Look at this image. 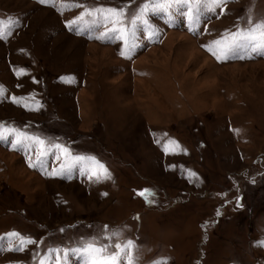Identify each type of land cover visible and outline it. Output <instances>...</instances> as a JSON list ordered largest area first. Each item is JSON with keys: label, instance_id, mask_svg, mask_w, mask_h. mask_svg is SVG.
<instances>
[{"label": "rangeland", "instance_id": "1", "mask_svg": "<svg viewBox=\"0 0 264 264\" xmlns=\"http://www.w3.org/2000/svg\"><path fill=\"white\" fill-rule=\"evenodd\" d=\"M144 3L0 0V264H86L113 232L139 264H264V41L202 47L222 55L264 0L149 11L131 52L81 18Z\"/></svg>", "mask_w": 264, "mask_h": 264}, {"label": "snow or ice", "instance_id": "2", "mask_svg": "<svg viewBox=\"0 0 264 264\" xmlns=\"http://www.w3.org/2000/svg\"><path fill=\"white\" fill-rule=\"evenodd\" d=\"M40 3H51L55 4L56 0H39ZM225 0H145V3L141 5L134 12H127L125 8H90L86 9L85 12L81 13V18L84 16L93 17V22L104 25L111 23L113 27L102 34V37L108 38H119L123 40L125 46L131 52L134 45L129 44V38L132 36V33L128 31V23H136L137 21L146 23L144 21V15L149 11H167L170 7L182 4L188 8L187 16L195 18L201 10V8H208L209 10L214 9L220 4L224 3ZM79 6V5H76ZM68 6L65 5V10ZM248 27L237 29L235 32L230 33L227 43L224 40H216L212 42V45H221L224 44V47L221 49L222 55H217L213 48L209 45H203L209 52H211L216 59L219 61L222 58H230V55L237 49L246 46V42H251L255 40L264 41V19H259L257 21H252L249 17L246 21ZM121 55H125L124 52H121ZM15 99V98H13ZM3 126H0V139H6L3 135ZM15 132V140L10 141L13 144V147L23 148L25 141H30L36 145H39L41 149L45 147V141L39 137H30L23 132L13 129ZM54 147L60 149L61 145H54ZM63 151L67 154L68 150L63 148ZM44 152L41 151L38 154V159L43 156ZM76 160H85L89 159L94 161L100 169L103 170V174L93 171L89 175V179L95 177L97 180L110 178L107 174V169L103 165L99 164L98 161H95L94 157H75ZM62 168L64 165L61 166ZM57 175L58 173H52ZM106 195V194H105ZM219 214V213H218ZM107 227V226H105ZM18 235V234H13ZM119 232H113L111 236L105 237L104 242H98L97 238H92L87 241L80 249L87 256L86 264H139V254L138 252L134 254V249L136 245L132 240H125L123 243L119 242L118 239ZM112 240V243L109 244L106 241ZM28 243L32 241L28 240ZM24 240H21L20 248L15 250H22ZM264 246V242H261ZM57 252L59 250H56ZM152 264H166L164 260L153 261Z\"/></svg>", "mask_w": 264, "mask_h": 264}]
</instances>
